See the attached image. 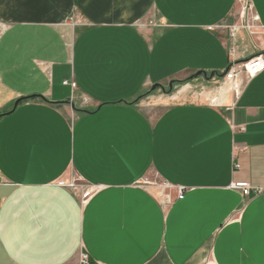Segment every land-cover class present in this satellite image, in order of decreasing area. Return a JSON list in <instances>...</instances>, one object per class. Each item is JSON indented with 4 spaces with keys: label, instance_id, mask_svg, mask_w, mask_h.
Instances as JSON below:
<instances>
[{
    "label": "crops",
    "instance_id": "0c3cea01",
    "mask_svg": "<svg viewBox=\"0 0 264 264\" xmlns=\"http://www.w3.org/2000/svg\"><path fill=\"white\" fill-rule=\"evenodd\" d=\"M237 6L0 0V112L47 99L0 119V264H264V194L231 187L264 186V69L224 76L264 54Z\"/></svg>",
    "mask_w": 264,
    "mask_h": 264
},
{
    "label": "built area",
    "instance_id": "2783aa9c",
    "mask_svg": "<svg viewBox=\"0 0 264 264\" xmlns=\"http://www.w3.org/2000/svg\"><path fill=\"white\" fill-rule=\"evenodd\" d=\"M237 2V16L238 19H247L250 17L251 23L247 25V29L250 31L251 27L255 28V21L258 20L257 16L253 14L252 4L250 0H236ZM258 28V30H257ZM255 28V31H260V33H264V26H258ZM261 29V30H260ZM235 27L230 28V36L234 37ZM264 69V54L258 53L255 56L240 62H232L229 64L228 69L225 71L224 76L227 80H230L232 83V91L235 97L240 94V91L246 81L254 76L256 73ZM64 84H67V81H63ZM71 86L74 87V83H71ZM61 185L67 186L69 188L76 189L77 187L65 180L60 181ZM231 187L237 189L241 192L243 196H249L251 193L253 195L264 194V186L262 187H254L245 181H238L231 184ZM163 188H169V185L163 183ZM89 193V190L86 189L82 193V198H86ZM169 197V195H168ZM176 197L178 199L183 198V189L181 187L176 188ZM81 263H87L88 257L86 254H81Z\"/></svg>",
    "mask_w": 264,
    "mask_h": 264
},
{
    "label": "water",
    "instance_id": "95a60500",
    "mask_svg": "<svg viewBox=\"0 0 264 264\" xmlns=\"http://www.w3.org/2000/svg\"><path fill=\"white\" fill-rule=\"evenodd\" d=\"M227 69H228V67H227ZM226 69V70H227ZM225 70V71H226ZM200 75H202L204 78H206V79H210V78H212L215 74L213 73V72H210L209 74H207L205 71H198V72H196V73H194L193 75H191L190 77H189V79H191V78H194V77H197V76H200ZM175 82H178V81H176V80H171L169 83H168V87H167V89H166V87H165V85H162V84H154V85H152L150 88H149V90L147 91V93H151L152 91H154L155 89H161L163 92H170L171 90H172V87H173V83H175ZM36 97H39V98H41L42 100H44V101H47V99L45 98V97H43V96H41V95H36V94H32V95H28V96H24V97H19V98H17L14 102H13V104H12V107L9 109V110H7V111H4V112H0V119L3 117V116H6V115H10V114H12L14 111H15V109H16V107H17V105L21 102V101H23V100H29V99H32V98H36ZM139 99V97L138 98H136L133 102H131V104L132 103H135L137 100ZM81 112H85V113H89L90 111H88V110H80Z\"/></svg>",
    "mask_w": 264,
    "mask_h": 264
},
{
    "label": "rangeland",
    "instance_id": "374dc122",
    "mask_svg": "<svg viewBox=\"0 0 264 264\" xmlns=\"http://www.w3.org/2000/svg\"><path fill=\"white\" fill-rule=\"evenodd\" d=\"M249 20L251 21V19H250V17H249ZM255 30V29H254ZM165 87H166V89H167V84L165 85ZM159 89V88H158ZM156 90V89H155ZM160 90V89H159ZM145 95V94H144ZM234 95V94H233ZM65 181H67V182H71V183H73L76 187H77V189H79L82 193L86 190V188L84 187V184L81 182V181H79L78 179H77V177H75V176H71L70 178H66V179H64ZM145 182V181H144ZM147 183V182H146ZM150 185H153L154 186V188L159 192H161V190L163 191V193H168V189L166 188V189H164L163 188V184L158 180V179H156V178H154V177H152V179H150V181L148 182ZM173 191L174 192H176V189H173Z\"/></svg>",
    "mask_w": 264,
    "mask_h": 264
},
{
    "label": "trees",
    "instance_id": "16d2710c",
    "mask_svg": "<svg viewBox=\"0 0 264 264\" xmlns=\"http://www.w3.org/2000/svg\"><path fill=\"white\" fill-rule=\"evenodd\" d=\"M143 96H144V94H139V95H138V97H143Z\"/></svg>",
    "mask_w": 264,
    "mask_h": 264
}]
</instances>
